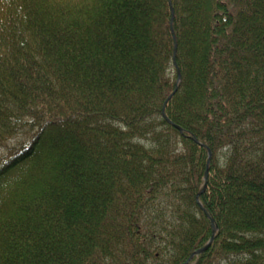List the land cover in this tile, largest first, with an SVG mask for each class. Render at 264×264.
<instances>
[{
    "label": "trees",
    "instance_id": "16d2710c",
    "mask_svg": "<svg viewBox=\"0 0 264 264\" xmlns=\"http://www.w3.org/2000/svg\"><path fill=\"white\" fill-rule=\"evenodd\" d=\"M0 264H264V0H0Z\"/></svg>",
    "mask_w": 264,
    "mask_h": 264
},
{
    "label": "water",
    "instance_id": "95a60500",
    "mask_svg": "<svg viewBox=\"0 0 264 264\" xmlns=\"http://www.w3.org/2000/svg\"><path fill=\"white\" fill-rule=\"evenodd\" d=\"M176 45V44H175ZM175 49L176 48H174V53H173V58H172V60L174 61V54H175ZM172 61V62H173ZM178 78H179V74H178ZM170 97V96H169ZM207 154H209V153H207ZM209 160H210V154L208 155V160H207V162H209ZM205 179H206V173H205ZM202 190H204V187H203V189ZM202 192V191H201ZM212 225H213V223H212ZM213 227V229H212V231L214 232V225L212 226ZM212 240H213V237L212 236H210V239L208 240V242H207V244L205 245V246H203V247H200L199 249H197V250H195L191 255H190V258H188V260L185 262V263H187L195 254H198V253H200V252H202V251H204L205 249H207L206 247H208L210 244H211V242H212Z\"/></svg>",
    "mask_w": 264,
    "mask_h": 264
},
{
    "label": "bare ground",
    "instance_id": "6f19581e",
    "mask_svg": "<svg viewBox=\"0 0 264 264\" xmlns=\"http://www.w3.org/2000/svg\"><path fill=\"white\" fill-rule=\"evenodd\" d=\"M174 57H175V54H174ZM172 58H173V56H172ZM178 74H179V73H178V71H177V79H176V83L179 81ZM179 77H180V76H179ZM173 92H174V91H173ZM172 94H173V93L171 92V94H170L169 96L171 97ZM169 96H168L167 100L170 98Z\"/></svg>",
    "mask_w": 264,
    "mask_h": 264
}]
</instances>
